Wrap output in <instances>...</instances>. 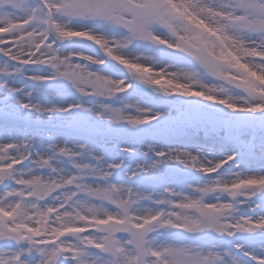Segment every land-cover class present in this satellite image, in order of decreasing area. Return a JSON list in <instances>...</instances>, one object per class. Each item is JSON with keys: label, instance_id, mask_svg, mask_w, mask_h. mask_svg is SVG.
Listing matches in <instances>:
<instances>
[{"label": "snow or ice", "instance_id": "6c2138e0", "mask_svg": "<svg viewBox=\"0 0 264 264\" xmlns=\"http://www.w3.org/2000/svg\"><path fill=\"white\" fill-rule=\"evenodd\" d=\"M0 264H264V0H0Z\"/></svg>", "mask_w": 264, "mask_h": 264}]
</instances>
